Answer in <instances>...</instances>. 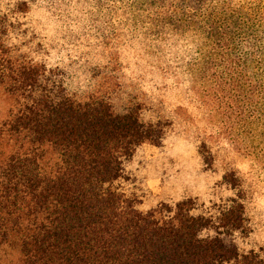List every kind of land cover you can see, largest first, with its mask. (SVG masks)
<instances>
[{"label":"trees","instance_id":"16d2710c","mask_svg":"<svg viewBox=\"0 0 264 264\" xmlns=\"http://www.w3.org/2000/svg\"><path fill=\"white\" fill-rule=\"evenodd\" d=\"M135 70L162 94L181 73L208 109L204 170L223 145L264 161V0H0V264H264L235 170L234 196L206 211L143 212L119 190L123 163L179 118L159 95L149 122L135 97L113 107Z\"/></svg>","mask_w":264,"mask_h":264},{"label":"rangeland","instance_id":"374dc122","mask_svg":"<svg viewBox=\"0 0 264 264\" xmlns=\"http://www.w3.org/2000/svg\"><path fill=\"white\" fill-rule=\"evenodd\" d=\"M177 48L180 50L181 47ZM135 71H128L120 80L121 89H116L110 100L113 107L116 109L135 97V102L145 108L142 119L149 122L153 117L149 108L151 104H157L150 97L159 95L166 107L176 112L179 118L171 124L165 122L160 148L143 143L123 163L124 173L117 183L119 190L132 197L135 207L143 212L160 204L171 206L183 199L194 200L197 212L206 211V207L224 204L234 196L223 184L222 175L235 170L240 180L244 181L245 189L251 187L246 196L248 213L245 215L244 230L248 237L244 243L248 247H264V161L255 160L247 151L223 145V150L219 152L224 160L222 168L204 170L199 147L205 135L212 143L213 152L217 151L213 143L217 136V123L206 118L208 109H204L195 94L190 93L189 85L183 84L181 73L170 82L163 80L167 87H159L165 93L162 94L154 91L148 83L151 78L148 73L143 76L146 85L142 87L136 80L139 71ZM8 108L9 99L0 91V121L7 117ZM228 163L230 167H227Z\"/></svg>","mask_w":264,"mask_h":264}]
</instances>
